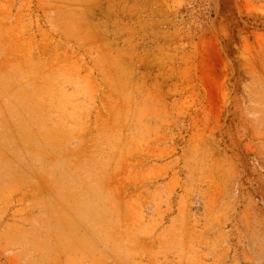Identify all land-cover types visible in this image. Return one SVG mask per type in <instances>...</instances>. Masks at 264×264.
Segmentation results:
<instances>
[{
    "label": "rangeland",
    "instance_id": "374dc122",
    "mask_svg": "<svg viewBox=\"0 0 264 264\" xmlns=\"http://www.w3.org/2000/svg\"><path fill=\"white\" fill-rule=\"evenodd\" d=\"M0 264H264V0H0Z\"/></svg>",
    "mask_w": 264,
    "mask_h": 264
}]
</instances>
